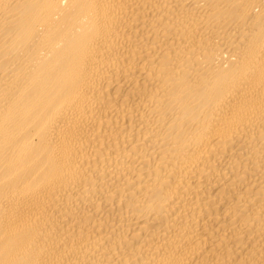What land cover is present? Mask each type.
I'll use <instances>...</instances> for the list:
<instances>
[{
  "label": "bare ground",
  "instance_id": "1",
  "mask_svg": "<svg viewBox=\"0 0 264 264\" xmlns=\"http://www.w3.org/2000/svg\"><path fill=\"white\" fill-rule=\"evenodd\" d=\"M0 264H264V0H0Z\"/></svg>",
  "mask_w": 264,
  "mask_h": 264
}]
</instances>
